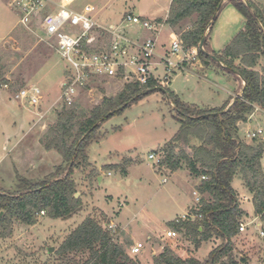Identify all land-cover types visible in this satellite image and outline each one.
<instances>
[{
  "label": "rangeland",
  "instance_id": "rangeland-1",
  "mask_svg": "<svg viewBox=\"0 0 264 264\" xmlns=\"http://www.w3.org/2000/svg\"><path fill=\"white\" fill-rule=\"evenodd\" d=\"M9 1L0 0V71L7 80V84L0 85V189L4 191L18 189L22 178L32 182L41 180L62 165L61 155L55 149H45L42 139L47 128L55 122L57 112L66 105L59 92L63 89V75L64 79L67 77L66 64L56 52L54 43L43 39L39 17H33L27 25L19 23L18 15L7 5ZM137 1L142 7L160 6V12L167 0H76L71 7L80 9L91 4V15L99 24L116 26L123 13L131 10ZM194 21L195 16L184 20L173 31L180 37ZM124 31L132 38L148 35L140 26L127 27ZM168 32V27L163 26L160 41L168 43ZM216 63L211 59L207 65L177 71L172 74L167 91L197 108L221 105L228 97L225 89L232 90L236 84L232 75H223ZM262 66L263 57L260 56L254 68L261 71ZM37 78L51 84L45 93L47 98L44 95L37 107L12 98L18 89L33 82L39 84ZM122 88L119 81L93 78L77 90L72 106L87 114L104 96H114ZM178 129L176 109L168 93L158 89L147 92L104 119L97 131L99 139L87 147L88 164L74 169L72 174L76 184L74 196L81 201L79 210L68 218H52L39 213L33 225L14 220L11 234L0 238V264H71L61 263L55 251L88 216L108 229L118 243L123 244L128 238L132 244L126 252L140 264H153V256L170 247L182 258L205 260L221 243L220 238L212 237L195 247L194 240L178 231L175 236L166 234L171 229L168 222L176 218L194 220L192 211L200 208L193 204V208L182 215V206L192 202L191 188H197L203 178L191 172L190 178L187 176L189 170L183 157L191 154L200 141L191 139L189 143L181 138L172 142ZM237 136L247 143L248 139H241L238 133ZM152 151L156 156L149 159ZM174 162L182 168L176 174L172 173ZM167 173H172L168 181L164 178ZM237 175L240 178H233V187L239 196H247L242 174ZM192 178H197L196 182ZM207 198L200 196V205L207 202ZM127 221L128 225L122 230L121 224ZM260 226L264 227L262 223ZM248 231L238 230L231 238L233 251L238 258L246 256L248 264H264V240L257 232ZM135 242L143 243L138 254L130 252Z\"/></svg>",
  "mask_w": 264,
  "mask_h": 264
},
{
  "label": "trees",
  "instance_id": "trees-1",
  "mask_svg": "<svg viewBox=\"0 0 264 264\" xmlns=\"http://www.w3.org/2000/svg\"><path fill=\"white\" fill-rule=\"evenodd\" d=\"M222 1L172 0L170 3L165 22L172 28L195 16L192 27L183 30L180 38L187 47L198 46L204 38L203 49L198 48L202 59H208L206 53L212 52L207 35ZM230 1L244 17L243 27L221 53L212 54L227 70L243 79L241 97L235 98L226 110L224 107L197 108L181 102L171 91L150 79L146 84H124L116 95L104 96L87 114L78 111L73 104L64 105L42 139L44 148L55 149L63 163L57 166L55 173L41 180L32 182L22 178L18 189H0V238L11 234L14 220L33 225L40 211L52 218H68L78 211L81 201L74 196L76 184L72 174L74 169L88 164L87 147L99 139L100 123L147 92L158 89L168 93L176 109L179 129L172 142L181 138L186 142L200 141L191 154L183 157L192 174L206 176L198 190L211 197V201L203 202L199 209L192 211L194 215L200 214V218H176L168 222L169 227L194 240L195 247L212 237L220 238L221 243L203 261L177 256L170 247L154 255L153 264H248L246 256L238 258L233 251L231 238L238 233L242 212L231 181L239 172L242 174L245 186L253 194L255 214L264 225V172L260 162L264 156V141L256 140L252 144L240 141L236 125L246 120L255 105L264 107V11L250 0ZM260 56L263 57L262 74L250 68L257 64ZM238 57L246 67L234 63ZM4 84L7 80L0 71V85ZM168 156L171 157L169 152ZM178 166V162H174L171 167ZM131 244L128 238L123 244L118 243L108 229L88 216L62 240L55 255L61 263L140 264L126 252ZM74 257H78L77 260Z\"/></svg>",
  "mask_w": 264,
  "mask_h": 264
},
{
  "label": "built area",
  "instance_id": "built-area-1",
  "mask_svg": "<svg viewBox=\"0 0 264 264\" xmlns=\"http://www.w3.org/2000/svg\"><path fill=\"white\" fill-rule=\"evenodd\" d=\"M75 1L60 0L57 9L48 12L45 8L49 0H10L8 3L17 12L18 21L23 25H27L33 17H39L43 39L52 41L56 52L64 60L67 77L62 85L60 99L66 105H71L77 90L93 78L113 79L122 85L146 84L154 79L162 86L172 73L199 61L198 48L203 47H187L175 32H171L168 44L158 56L157 64L161 65L163 74L157 76L155 72L158 65L154 61L157 56L155 38H132L124 29L140 26L143 30L157 31L162 26L161 23L127 11L118 25H101L91 15V4L74 9L71 6ZM157 78H160V82ZM12 98L21 104L37 107L42 99V91L36 85H29L18 89ZM262 133L261 128L249 130L246 131V137L264 141ZM155 156L154 152L148 154L149 159H154ZM261 162L264 163V156ZM201 177L206 178L204 175ZM193 195L196 205L200 207V195L196 191H193ZM40 214H44V211H40ZM193 216L201 217L200 214ZM248 224L239 221L238 230L248 231ZM260 224L257 225L256 232L264 240V227ZM166 234L175 236L177 232L170 229ZM142 249L143 243L135 242L130 247V252L138 254Z\"/></svg>",
  "mask_w": 264,
  "mask_h": 264
},
{
  "label": "crops",
  "instance_id": "crops-1",
  "mask_svg": "<svg viewBox=\"0 0 264 264\" xmlns=\"http://www.w3.org/2000/svg\"><path fill=\"white\" fill-rule=\"evenodd\" d=\"M59 1L60 0H49V3L47 4V6L45 8V11L48 12V11L56 10L57 9V4L59 3ZM171 1L172 0H167L164 3V8H162L160 10V12H158L159 9H160V6L157 7V5H156V6H150V7H148V6L147 7H144V6L142 7V6H139V1H137L135 5L132 4L131 10H129L130 12H133V13L139 15L142 18H146V19H149V20H154V21H157V22L162 24V26L159 27V29L157 31H148V30H146V31H148L147 32L148 35L144 36V37H152V38H155V40H156V54H157V56L154 58V61L156 62V65H158L157 62L159 61L158 56L160 54H162L164 47L168 44L167 42L160 41V39H159L162 27L163 26L168 27V29H169L168 35L171 32H174L173 28L165 22V20L167 18V15H168V11H169V7H170ZM250 1H252L253 3L259 5L262 8V10L264 11V0H250ZM7 5L9 6L8 3H7ZM52 7H55V8L53 10L49 9V8H52ZM155 7H156V11H155ZM125 12H127V11H125ZM16 14H17V12H16ZM216 19H217V21L216 20L214 21L213 26L210 28V30L208 32L207 42H208L209 50H211L215 54H219L232 41V39L235 37V35L242 29L243 22H244V17L237 10V8L232 4V2L230 0H223L220 9L217 12ZM13 28L11 30H8L6 34H8L9 31H12ZM168 39H169V37H168ZM212 52H210L209 54L213 55ZM198 60H199L198 62L194 61L193 64L186 65V67L184 69H186L187 67L194 66V65H198V66L203 65V64L207 65L209 63V60H211V58L208 57V59H202L198 55ZM214 61H216L217 62L216 64L221 68V70H222L221 72L223 73V75H225V74L232 75V77L235 80L236 87L233 88L232 90L225 89L228 97H227V99L224 100V102L221 105L210 106V107H206V108H203V109H213V108L217 109V108H223L224 107V109L226 110V109H228L230 107V105L233 103L235 98L241 97V95L243 93V88H244L245 82L243 81V79L238 74H236V73H234V72H232L230 70H227L225 65L223 64V62H220V61H217V60H214ZM234 62H236V64L239 65V66H244V64L241 63L240 57L234 59ZM244 67H246V66H244ZM64 68H65V66H64ZM157 68L158 69L155 72V74L157 76L158 75L162 76L163 71H162L161 65L159 64L157 66ZM250 68H252L253 70H256V71H258L259 73L262 74V72L260 70L254 68V67H250ZM177 71H180V70H177ZM177 71H175L174 73H176ZM65 72L67 73L66 70H64V73ZM174 73H172V74H174ZM171 76H173V75H171ZM171 76L167 77V82L166 83H163L162 86L164 88H167V86L170 84ZM64 77H65V75H63V80L65 81ZM101 79H105V78H101ZM157 79L160 82V78H157ZM37 80H38L39 84H36L34 82L31 83V84L37 85V86L40 87V89L42 91V99H43L44 95L47 98V95L45 93L47 92V89H48V87L51 84H49L48 82L43 83V82L40 81L39 78H37ZM63 80H62V82L64 83ZM59 95H60V92H59ZM59 95H58V97H59ZM58 97H57V99H58ZM236 125H237V133L240 136V138L244 139V140H245V138L248 139V140H246L247 144L248 143L252 144L256 140L257 141L261 140L259 138L250 139V138L246 137V131H249V130L254 131V130L258 129V128H261L262 131H263L262 137H264V109H262L258 105H255L254 106V110L247 116L246 120L238 121ZM191 144H193V142H191ZM260 162H261V159H260ZM261 167H262V170L264 172V163L262 164V162H261ZM178 169H182V168H180L178 166L177 168L173 169L172 173L176 174ZM187 172H188L187 176L189 175L188 177L190 178V176H191L190 175V171H187ZM172 173H167L166 176H164V178H166V180L168 181L169 176ZM192 175H194V174H192ZM187 176H186V179L188 181ZM195 176H197V175H195ZM198 177H200V175H198ZM236 177L240 178L239 175H235L233 178H236ZM163 179H161V181ZM192 180H193V182H196L197 178H192ZM232 181H233V179H232ZM232 181H231V186L233 187ZM243 185L245 186L244 182H243ZM198 186H197V188H193V187L191 188V195L193 196V199H192V202L190 201L188 204L186 203V206H184V207L182 206L181 211L184 209L182 211L183 212L182 215H184L187 211H189L190 208H193V204L196 205V202H195L196 200H195V196L193 195V191H196L200 196H202V195L208 196L207 202L211 201V197L207 193H201L198 190ZM233 189L236 192V188L233 187ZM246 189H247V187H246ZM238 193L236 192V196L238 195L237 196V198H238L237 202H239L240 206H241V204H243V206H246V207L249 208V209L246 208V207L242 208V206H241V208L243 210H241L242 211V217L239 219V221H243V222L245 221L246 223H249L248 224V230H249L248 232L249 233L256 232L257 225L259 223H262V222L260 221L259 217L255 214V211H254V206H253V202H252L253 194L249 190H248L247 196H244V194H241L239 196ZM240 206H239V208H240ZM182 215H179V216H182ZM111 222H114V221L111 220ZM127 223H128V221L125 222L124 224H121L122 230H123V227H125V225H128ZM251 225L253 226L252 228H250ZM136 239L140 240L138 238H136ZM249 264H252V263L249 262Z\"/></svg>",
  "mask_w": 264,
  "mask_h": 264
},
{
  "label": "water",
  "instance_id": "water-1",
  "mask_svg": "<svg viewBox=\"0 0 264 264\" xmlns=\"http://www.w3.org/2000/svg\"><path fill=\"white\" fill-rule=\"evenodd\" d=\"M204 40H205V39L203 38V39L200 41V43H199V46H200V47H203ZM206 55H207L209 58L215 60V58H214L213 55H210L209 53H206ZM213 114H215V113H213ZM204 116L206 117L207 115L205 114ZM0 215H1V213H0Z\"/></svg>",
  "mask_w": 264,
  "mask_h": 264
}]
</instances>
